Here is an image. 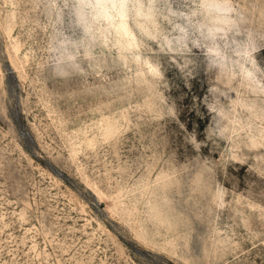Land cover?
Wrapping results in <instances>:
<instances>
[{
	"label": "rangeland",
	"instance_id": "1",
	"mask_svg": "<svg viewBox=\"0 0 264 264\" xmlns=\"http://www.w3.org/2000/svg\"><path fill=\"white\" fill-rule=\"evenodd\" d=\"M0 264H264V0H0Z\"/></svg>",
	"mask_w": 264,
	"mask_h": 264
},
{
	"label": "trees",
	"instance_id": "2",
	"mask_svg": "<svg viewBox=\"0 0 264 264\" xmlns=\"http://www.w3.org/2000/svg\"><path fill=\"white\" fill-rule=\"evenodd\" d=\"M207 90L208 89H206V91ZM203 96H204V92L203 91H200L199 84L197 83V81H195L193 83V88L191 89V91L189 93V97L191 99H194L195 97L202 98L203 99ZM193 117H196V114L195 113H193ZM197 119L199 121L201 131H202V133H204L205 128H206V125L203 123V119L201 117H197Z\"/></svg>",
	"mask_w": 264,
	"mask_h": 264
}]
</instances>
